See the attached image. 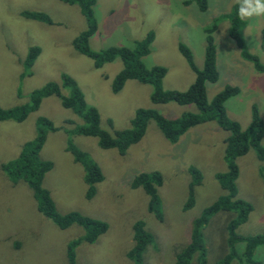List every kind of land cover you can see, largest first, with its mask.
<instances>
[{"label":"rangeland","instance_id":"1","mask_svg":"<svg viewBox=\"0 0 264 264\" xmlns=\"http://www.w3.org/2000/svg\"><path fill=\"white\" fill-rule=\"evenodd\" d=\"M186 1L96 0L92 9L97 27L89 38V47L131 48L135 40L151 32L149 53L142 58L143 63L166 69L162 88L184 90L194 73L180 54L178 42L190 49L195 65L200 68L205 44L203 26L216 20L212 36L218 81L207 84L206 98L211 99L224 84L235 85L239 91L225 100L226 115L244 128L255 104L264 122V73L257 72L251 62L242 58L239 47L227 34L230 21L225 16L237 12L234 0H207L205 11ZM22 11L44 12L55 23L49 25L23 17ZM244 21L240 32L247 50L264 61L261 39L264 15ZM84 27L76 4L60 0H0V106L27 103L31 90L47 81H58L60 73L65 72L76 81L86 102L97 108L100 126L108 132L127 128L138 107L156 109L165 117L196 110L193 104L170 101L154 104L149 100L151 87L133 79L126 80L117 92H111L110 81L121 69V60L115 58L95 68L89 58L75 51L71 40ZM31 45L39 47V54L31 66V75L21 77L23 59ZM73 116L59 98L49 95L22 121H0V264H132L127 253L134 245L135 224L139 221L153 239L143 249L142 264H174L175 253L189 240L192 220L224 193L214 174L226 168L222 143L226 132L209 121L188 128L171 143L149 121L142 138L120 154L113 148L99 147L94 137L67 133L65 128H72L69 120L77 123ZM38 117H45L59 127L46 132L39 151L42 159L51 162L41 186L48 191L57 213L75 211L106 223L105 231L93 242L80 240L71 248L70 243L82 235V228L76 223L57 227L37 210L27 185L22 180L11 181L2 169V163L13 159L22 145L35 136ZM67 142L85 152L101 172L102 179L94 184L95 191L88 199L84 170L66 149ZM260 143L264 146V135ZM235 163L236 196L251 206L235 232L241 236L263 234L264 163L251 149L237 157ZM188 166L198 169L201 179L193 189L192 206L185 210L190 181ZM149 172L160 174L161 184L155 190L161 220L147 210L148 195L144 189L130 186L135 175ZM231 214L217 211L203 226L205 264H216L233 247L226 241L225 229ZM69 247L74 262L67 261ZM234 249L241 251L242 243ZM253 258L264 264V244L254 248ZM236 262L232 260L230 264ZM190 264H195V257Z\"/></svg>","mask_w":264,"mask_h":264},{"label":"trees","instance_id":"2","mask_svg":"<svg viewBox=\"0 0 264 264\" xmlns=\"http://www.w3.org/2000/svg\"><path fill=\"white\" fill-rule=\"evenodd\" d=\"M63 3L76 4L80 14L85 21V27L79 31L71 40L72 48L83 56L89 58L95 68L104 63L111 62L119 58L122 63L121 69L115 73L110 81L111 92H117L126 80H137L142 84L151 87L149 100L152 103L174 102L178 105L193 104L196 108L194 112H181L178 116L165 117L153 108L135 109L133 116L129 120V126L121 130H108L100 126V116L97 108L86 102L83 92L78 87L76 81L67 73L61 72L58 81H47L41 86L31 90L28 94L27 103L3 108L0 106V121L14 120L22 121L28 112L37 109L42 98L54 95L59 98L61 105L69 108L73 113L72 128H65L67 133L87 135L94 137L97 145L103 149L113 148L118 153L123 154L126 149L138 142L146 130L149 121H152L161 135L169 142H176L181 134L196 124L213 121L226 135L223 137V161L226 168L222 172L214 174L217 183L223 190L212 203L204 207L199 216L192 220L187 244L182 247L174 256V264H190L195 257V264H205L206 249L203 242L202 228L207 219L217 211L232 213V218L226 224V241L233 246L231 250L224 253L216 264H230L232 260L245 264H260L252 259L254 248L259 244H264V233L253 236H241L236 234V227L242 223L251 206L248 202L237 198L235 179L238 175L237 163L235 159L244 155L249 149L253 150L255 157L264 163V146L260 141L264 135V122L257 111L255 104L250 110V121L248 125L241 128L236 120L229 118L225 111V100L238 93L239 88L232 84H224L211 99L206 98L207 84H214L218 81V71L215 64V45L212 33L217 27V21L203 26L204 52L201 67H197L193 61L190 49L182 42H178L180 54L186 61L189 69L194 73L192 82L184 90L162 88V78L165 68L160 65L145 66L142 58L149 53V44L152 40L151 32L139 40H135L131 48L124 46H109L100 50H93L89 47V38L96 32V20L93 16L92 6L96 0H60ZM194 2L198 10L205 11L207 0H187L186 3ZM235 8L238 5L235 4ZM23 17L42 22L54 24L51 18L41 11H22ZM229 18L230 26L228 36L232 38L240 49L243 59L251 62L257 72L264 73V61H259L256 55L247 50L243 41L241 28L245 21L237 16V12L225 16ZM57 24V23H56ZM261 39L264 41V28L261 30ZM39 54V47L34 45L27 48L23 59V71L21 77L30 76L31 66ZM264 95V88L262 89ZM64 121V123H67ZM108 124L110 120L107 119ZM51 121L45 117H38L35 120V136L26 141L19 153L13 158L2 163V169L6 172L11 181L22 180L30 189L36 202V207L45 217L53 222L57 227L64 228L69 224H78L83 233L70 243L72 248L80 240L93 242L97 235L106 229V223L99 219L80 215L75 211L65 214L56 212L48 191L41 186L43 174L51 168L49 160L39 156L40 148L45 140L47 131L57 130ZM66 149L72 154L73 159L79 162L84 170V181L87 184L85 197L88 199L95 191L94 184L102 179L101 172L95 162L88 157L85 152L67 142ZM187 171L190 181L187 185V197L183 209H187L193 204V189L200 183L201 173L193 166H188ZM161 184L158 172L139 173L135 175L130 186H141L148 195L147 210L152 211L154 216L161 220L159 206V195L155 186ZM134 245L127 253L132 264H142V252L145 245L152 243V236L142 228V222L135 224L133 235ZM242 243L241 251L234 249L236 244ZM67 251V261L74 262V256Z\"/></svg>","mask_w":264,"mask_h":264},{"label":"clouds","instance_id":"3","mask_svg":"<svg viewBox=\"0 0 264 264\" xmlns=\"http://www.w3.org/2000/svg\"><path fill=\"white\" fill-rule=\"evenodd\" d=\"M238 5L237 16L241 20L264 15V0H234Z\"/></svg>","mask_w":264,"mask_h":264}]
</instances>
